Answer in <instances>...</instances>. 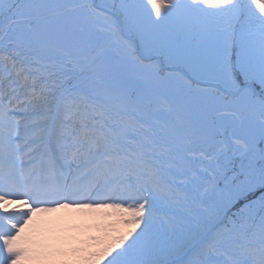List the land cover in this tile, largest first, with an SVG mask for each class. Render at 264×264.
<instances>
[{
    "label": "snow or ice",
    "instance_id": "obj_1",
    "mask_svg": "<svg viewBox=\"0 0 264 264\" xmlns=\"http://www.w3.org/2000/svg\"><path fill=\"white\" fill-rule=\"evenodd\" d=\"M92 217L50 246L41 219ZM264 264V0H0V264Z\"/></svg>",
    "mask_w": 264,
    "mask_h": 264
},
{
    "label": "bare ground",
    "instance_id": "obj_2",
    "mask_svg": "<svg viewBox=\"0 0 264 264\" xmlns=\"http://www.w3.org/2000/svg\"><path fill=\"white\" fill-rule=\"evenodd\" d=\"M58 213V215H56ZM45 215L36 226V232L40 240L49 239L56 243L59 239L69 238L68 233L74 231V235H80L86 228L94 224L92 217L80 213L61 210ZM24 264H29L27 261Z\"/></svg>",
    "mask_w": 264,
    "mask_h": 264
},
{
    "label": "rangeland",
    "instance_id": "obj_3",
    "mask_svg": "<svg viewBox=\"0 0 264 264\" xmlns=\"http://www.w3.org/2000/svg\"><path fill=\"white\" fill-rule=\"evenodd\" d=\"M56 215H58V213H56ZM84 233V232H83ZM82 233L80 235H74V231L72 232H69L68 233V236L69 238H67L66 240L65 239H58L56 241V243H52L49 239H42L41 241L46 244V245H50V246H67L68 244L70 243H74L75 240L73 239L74 237H77V236H81L82 237ZM29 264H32V262L30 261H27Z\"/></svg>",
    "mask_w": 264,
    "mask_h": 264
}]
</instances>
